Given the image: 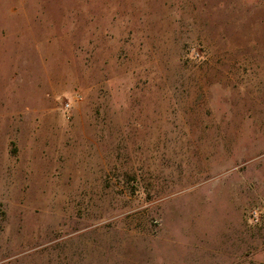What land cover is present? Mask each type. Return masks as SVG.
I'll list each match as a JSON object with an SVG mask.
<instances>
[{"label":"rangeland","instance_id":"rangeland-1","mask_svg":"<svg viewBox=\"0 0 264 264\" xmlns=\"http://www.w3.org/2000/svg\"><path fill=\"white\" fill-rule=\"evenodd\" d=\"M0 264H264V0H0Z\"/></svg>","mask_w":264,"mask_h":264}]
</instances>
